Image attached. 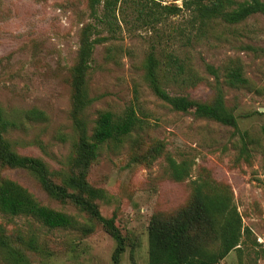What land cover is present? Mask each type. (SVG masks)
<instances>
[{
  "label": "rangeland",
  "instance_id": "rangeland-1",
  "mask_svg": "<svg viewBox=\"0 0 264 264\" xmlns=\"http://www.w3.org/2000/svg\"><path fill=\"white\" fill-rule=\"evenodd\" d=\"M88 5L89 0H0V107L18 124L3 136L18 155L42 159L56 183L59 173L71 170L77 140L71 73L80 31L93 22ZM182 17L170 21L177 24ZM210 32L214 34L192 46L168 42L169 49H179L186 66L181 73L163 68L162 85L170 95L196 102L212 101L220 89L236 128L196 117L193 108L178 112L155 95L143 61L156 42V30H124L94 48L86 76L93 98L84 111L87 135L105 110L121 114L132 107L139 118L121 142L102 145L86 174L92 187L103 190L96 201L100 214L111 218L126 239L119 264H148L150 219L168 220L188 207L198 182L207 194H228L244 228L239 248L219 264H264V15L236 25L217 23ZM230 60L240 62L244 85L225 84L222 69ZM206 64L218 69L217 77ZM29 109L44 116L29 119L19 112ZM169 159L185 163L188 175L175 179ZM4 178L21 184L41 205L73 217L86 229L90 224V230L47 228L31 216L0 212V236L28 264H113L115 241L100 223L70 201L50 197L24 169L0 163V180ZM30 238L37 250L28 247ZM203 243L217 245L209 237ZM0 264H10L2 249Z\"/></svg>",
  "mask_w": 264,
  "mask_h": 264
},
{
  "label": "trees",
  "instance_id": "trees-1",
  "mask_svg": "<svg viewBox=\"0 0 264 264\" xmlns=\"http://www.w3.org/2000/svg\"><path fill=\"white\" fill-rule=\"evenodd\" d=\"M88 7L93 22L85 24L80 31L77 62L71 73L72 116L77 140L73 142L74 155L71 157L70 172L59 173L60 183H56L52 179L53 173L42 159L15 153L11 143L3 135L15 129L18 124L1 107L0 163L10 168L26 170L50 197L70 201L90 220L100 223L115 241L112 261L113 264H119L120 255L126 247V239L111 218H104L100 214L96 201L103 197V190L92 187L86 180V174L97 159L102 145L106 142H121L136 127L139 118L132 107L126 108L121 114L105 110L98 114L91 134L87 135L84 111L93 98L88 96L86 76L91 69L95 46L117 39L124 30L130 33L140 28L156 30V42L150 45L143 61L145 80L155 95L178 112L193 108L196 117L236 128V117L226 107L220 89H216L214 99L210 102H196L186 96H172L162 85L161 73H165L163 68L175 73L185 70L186 63L179 56V49H169V41L192 46L193 43L207 38L209 33L214 34L210 32L212 25H236L251 15H264V1L89 0ZM178 16H183L181 22L173 24L170 19ZM103 32L106 34L102 35ZM248 48L254 52L262 51L261 48ZM110 53L108 50L107 54ZM205 66L217 77V68L209 64ZM222 77L225 84L232 87L246 83L238 60H230L223 66ZM19 112L29 119L44 116L37 109ZM169 162L175 179L181 180L188 175L189 167L185 163L176 164L172 159ZM0 212L11 216H31L47 228L86 229V225H81L73 217L41 205L25 187L8 178L0 180ZM87 229L90 230V224ZM243 232L241 217L230 196L225 193L207 194L203 191V184L198 182L188 207L168 220L155 216L150 219L147 228L148 264H219L230 251L239 248ZM203 237H209L217 245L214 248L206 247ZM27 244L37 250L32 238ZM0 249L4 251L10 264H28L27 258L14 249L3 236H0Z\"/></svg>",
  "mask_w": 264,
  "mask_h": 264
}]
</instances>
